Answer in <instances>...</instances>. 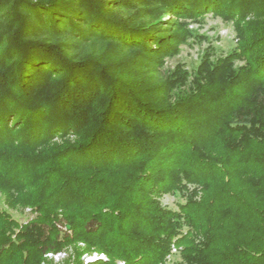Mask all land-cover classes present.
<instances>
[{"label": "trees", "instance_id": "obj_1", "mask_svg": "<svg viewBox=\"0 0 264 264\" xmlns=\"http://www.w3.org/2000/svg\"><path fill=\"white\" fill-rule=\"evenodd\" d=\"M208 14L237 48L166 71ZM0 192V264H264V0H0Z\"/></svg>", "mask_w": 264, "mask_h": 264}, {"label": "rangeland", "instance_id": "obj_2", "mask_svg": "<svg viewBox=\"0 0 264 264\" xmlns=\"http://www.w3.org/2000/svg\"><path fill=\"white\" fill-rule=\"evenodd\" d=\"M186 23L192 31L193 36L189 39L187 44L181 46V51L178 56L167 60L165 70L168 72H172L178 64H182L189 72L194 73L207 49L213 48L215 49V56L225 57L237 48L236 29L232 22L227 23L218 16L208 14L200 17L197 21L187 20ZM242 63L241 61H237L238 66L242 65ZM191 80L192 77L190 78V81ZM182 199L180 195H165L162 197V202L166 207L176 209L178 202ZM3 212L8 213L10 218L16 222V227L6 234L9 236L12 233V240L16 238L15 236L17 233L23 230V227L33 222L38 215L37 212L29 206H20L16 204V206L11 209L5 197L0 192V213ZM78 248L83 249V243H79ZM75 250L77 251L75 245H70L66 247L64 251L60 252L61 255H59V253H48L39 264H77L78 257L75 254ZM50 254H52V256ZM94 254L98 253H93L92 255L84 253L80 258V262L83 264H94L101 260ZM107 260L108 257L105 255V260L103 261ZM179 260L180 255L175 253L168 264H178ZM10 262L13 264V261ZM24 264L27 263L25 262Z\"/></svg>", "mask_w": 264, "mask_h": 264}, {"label": "built area", "instance_id": "obj_3", "mask_svg": "<svg viewBox=\"0 0 264 264\" xmlns=\"http://www.w3.org/2000/svg\"><path fill=\"white\" fill-rule=\"evenodd\" d=\"M178 251L176 250V248H174L173 249V254H175V253H177ZM51 256H52V254H50ZM59 255H61L60 253H59ZM95 256H98L101 260L103 259V260H105V255L104 254H100V255H98V254H94ZM88 257V256H87ZM118 264H124L123 262H118Z\"/></svg>", "mask_w": 264, "mask_h": 264}]
</instances>
